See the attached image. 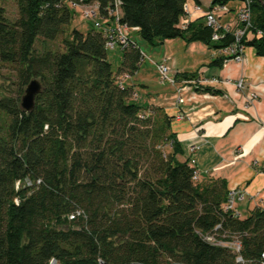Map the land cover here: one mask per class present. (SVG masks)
I'll return each instance as SVG.
<instances>
[{"label": "trees", "instance_id": "16d2710c", "mask_svg": "<svg viewBox=\"0 0 264 264\" xmlns=\"http://www.w3.org/2000/svg\"><path fill=\"white\" fill-rule=\"evenodd\" d=\"M68 1L15 0L14 19L0 3V264H242L208 235L237 237L244 264H259L264 207L236 217L224 209L225 179L193 180L172 117L135 103L122 82L140 68L139 46L120 49L114 71L100 30H69ZM115 1L98 0L101 14ZM232 1L244 0H210L207 10ZM119 2L120 22L151 46L181 38L219 51L237 42L264 57V0H251L238 41L221 29L212 41L203 16L181 29L189 0ZM59 38L63 50L50 49ZM32 79L42 90L26 112Z\"/></svg>", "mask_w": 264, "mask_h": 264}, {"label": "crops", "instance_id": "0c3cea01", "mask_svg": "<svg viewBox=\"0 0 264 264\" xmlns=\"http://www.w3.org/2000/svg\"><path fill=\"white\" fill-rule=\"evenodd\" d=\"M209 2L188 3L191 10L199 5L206 11ZM235 12L223 15L221 19L225 20L220 23L236 24ZM200 16L194 13L192 21ZM133 35L139 36L138 30L132 32L134 39ZM161 46V57L168 59L174 84L164 81L170 86L162 88L164 82L160 81L162 87L152 91L150 80L143 76L135 82H127L133 75L124 76L122 82L134 88L135 96L137 87L142 88V105L162 107L172 117V130L184 150L183 158L190 155L191 145L199 147L193 153L199 181L221 178L229 189L244 191L235 209L245 218L255 206L264 204V57L246 47L239 60L230 59L217 66L212 61L226 55V49L217 51L203 42L181 38L166 40ZM160 61H154V66ZM141 69L135 74L139 75ZM183 74L195 77L188 79ZM239 79L244 83L241 92L235 86ZM250 92H256L257 99L245 106V94ZM179 95L183 102L178 101ZM178 113L181 118H177Z\"/></svg>", "mask_w": 264, "mask_h": 264}, {"label": "built area", "instance_id": "2783aa9c", "mask_svg": "<svg viewBox=\"0 0 264 264\" xmlns=\"http://www.w3.org/2000/svg\"><path fill=\"white\" fill-rule=\"evenodd\" d=\"M68 4L74 9H81L82 13L85 17L94 19L95 28L100 30L105 37V46L107 49H115L118 47L119 49L127 48L128 46H137L133 41L131 35L132 32L137 31V27H130L125 23L120 22V2L116 0L114 3L113 9L107 10V15H102L100 11V5L98 0H69ZM251 0H244L241 2V6L237 11V21L240 27H233L231 23L221 24L218 19L225 15L227 11V6L224 7H215L212 10L203 11L202 7L199 5H195L192 7V10L189 8V3L185 5L186 14L182 17L180 22V28L185 29L187 25L192 21V16L194 13H199L201 16L205 18L206 24L214 29V34L212 36V41H217L219 39L218 31L221 29L225 32L234 31V34L237 38H239L245 33V30L250 26L251 19ZM221 15V16H220ZM260 33H258L259 35ZM244 47L239 43L235 42L231 46L226 48V55L229 58L224 60V63L230 59H240L241 53L243 52ZM158 71H159V79L161 82L169 81L171 83H175V78L170 75L171 69L168 65V59L163 58L159 63H155ZM203 82L206 80H202ZM237 91L241 92L244 88V83L242 79H239L235 83ZM258 94L256 92H250L245 94V106L256 101ZM178 101L183 102L184 99L181 95L178 96ZM177 118H181V115L178 113ZM199 147L195 144L191 145L189 148L190 155L188 156V161L191 166L195 167L193 173V180H199V171L195 166V160L193 158V153ZM40 181H38L39 183ZM27 185H31V182H26ZM21 182L18 181L16 186L19 187ZM245 193L239 189L232 188L230 189L227 202L224 205V209L227 211H232L233 215L239 217V212L235 209V203L238 200H242L244 198ZM264 207V204H262ZM206 239L210 242L215 243L216 245L225 246L231 249L234 253L237 254L236 261L238 263L244 264L243 258L240 255L241 251V242L237 237H232L231 240H217L213 235L206 236ZM259 264H264V250L261 254V259Z\"/></svg>", "mask_w": 264, "mask_h": 264}, {"label": "rangeland", "instance_id": "374dc122", "mask_svg": "<svg viewBox=\"0 0 264 264\" xmlns=\"http://www.w3.org/2000/svg\"><path fill=\"white\" fill-rule=\"evenodd\" d=\"M0 3L5 8L7 17H9L11 19H14L17 17L18 11H17V6L15 3V0H0ZM240 6H241V4L239 2H235V1L230 2L227 5V11H226L225 15L232 13L234 11L237 12L239 9L238 7H240ZM71 11L73 13H72V18H71L70 25H69V30L76 29V30L83 32L85 35H87L89 32H92L93 30L97 29V28H95L94 19L85 17L83 15L81 9H79V8L74 9L71 7ZM236 12H235L236 24H233L234 21L227 22V23H231V25H233V27H235V28L240 27V25L237 21V13ZM231 16H234V15H231ZM224 20L225 19H221V18L218 19L219 22H224ZM69 30H67L66 36L69 34ZM131 37H132V35H131ZM60 39L61 38L57 39L56 42H53L50 46V49H52V50H63L62 45L60 43ZM132 39H133V37H132ZM133 41H135L137 43L136 45L139 46V48L141 49V52L143 54V60H142L141 65H140V68H142V69H141V71H140L141 73L139 75L134 74L133 79L130 81L127 80V82H135V80H138V79L141 80V76H143L145 79L150 80L151 83L149 84V86H150V89L152 91L155 90L154 88L158 89V88L162 87V85H160V83H159L160 82L159 71L156 69V67L153 64L154 61L158 62L162 58L161 57V49H162L161 47L162 46L161 45L151 46L148 43H146L143 39H141V37L138 35L134 36ZM37 48L41 49V44L39 42L37 43ZM107 56H108L109 61L112 64L113 70L117 71L120 64H121L122 51L118 47H116L115 49H108L107 50ZM232 60H239V59H232ZM140 68L138 69V71L140 70ZM2 73H4V74L7 73L6 69H4L2 71ZM0 82H1V79H0ZM167 86H170L169 83L164 82V87H162V88H166ZM23 94H24V92H23ZM136 95L137 96H135V95L133 96V101L137 104H141L142 103L141 100L143 97V91H142V88L140 86H138L136 89ZM242 192H244V191H242ZM242 216H244V214H242Z\"/></svg>", "mask_w": 264, "mask_h": 264}, {"label": "water", "instance_id": "95a60500", "mask_svg": "<svg viewBox=\"0 0 264 264\" xmlns=\"http://www.w3.org/2000/svg\"><path fill=\"white\" fill-rule=\"evenodd\" d=\"M42 90V85L38 79H32L25 88L21 98V108L30 112L35 106V98Z\"/></svg>", "mask_w": 264, "mask_h": 264}]
</instances>
